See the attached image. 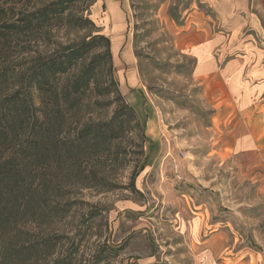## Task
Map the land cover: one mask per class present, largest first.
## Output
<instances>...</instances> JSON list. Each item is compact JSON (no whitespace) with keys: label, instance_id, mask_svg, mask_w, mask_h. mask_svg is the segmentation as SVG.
Instances as JSON below:
<instances>
[{"label":"rangeland","instance_id":"374dc122","mask_svg":"<svg viewBox=\"0 0 264 264\" xmlns=\"http://www.w3.org/2000/svg\"><path fill=\"white\" fill-rule=\"evenodd\" d=\"M45 1L23 0L16 10ZM124 1L113 76L142 130L124 137L120 163L96 164L101 184L64 186L62 200L72 204L56 225L63 242L48 259L71 253L74 264H264V91L243 107L233 64L264 59V0ZM73 8L97 28L52 30L42 52L91 32L113 33L98 0ZM204 42L212 43L217 76L197 69L208 47L195 45ZM126 49L138 82L125 89ZM112 95L101 96L93 119L111 115Z\"/></svg>","mask_w":264,"mask_h":264},{"label":"trees","instance_id":"16d2710c","mask_svg":"<svg viewBox=\"0 0 264 264\" xmlns=\"http://www.w3.org/2000/svg\"><path fill=\"white\" fill-rule=\"evenodd\" d=\"M22 1L0 5V264H74L71 253L48 259L72 204L64 186L101 184L96 164L120 163L124 137L142 126L116 86L109 37L91 32L42 52L52 30L97 28L77 0L16 10ZM112 93L111 115L93 119Z\"/></svg>","mask_w":264,"mask_h":264},{"label":"crops","instance_id":"0c3cea01","mask_svg":"<svg viewBox=\"0 0 264 264\" xmlns=\"http://www.w3.org/2000/svg\"><path fill=\"white\" fill-rule=\"evenodd\" d=\"M101 2V6L105 5V14L104 19L109 21L112 24V32L111 28L109 29V33H105L106 36L110 38L111 42V55L113 62L116 61V59L119 58V50L120 48L118 45H120L121 37L119 35L121 34V29L123 28V12L121 9V6H124V0H98ZM120 33V34H119ZM195 45V44H194ZM196 47H199V51L201 48H206L207 54L202 55L201 53L197 55V69L199 70L200 74L203 75H210V76H217V70H218V61L217 57L211 55L210 51L212 48V43L209 45L207 43H201L196 44ZM193 46V48H195ZM203 53V52H202ZM123 58L127 61V75L126 78H124L123 84L121 83V87H124L125 89L129 86L130 88H134L137 85V71L135 70L134 66L130 64L131 62V53L128 49L124 51ZM259 63V64H257ZM236 64V73L238 78L237 79V86H239V94L237 96L238 100H242L245 103L242 104L243 107H246V105L250 108V105L252 101L256 100L255 93L264 91V59L261 62H254L249 63L248 67H246V64H240V60H237ZM230 64H227L224 69L229 70ZM247 69V71H246ZM232 74V69L230 70ZM228 71H225V75H227ZM221 73V72H220ZM245 73H247L249 76V80L243 79ZM262 78V79H261ZM121 90H123L121 88ZM236 100V98L234 97ZM251 138L255 140V136L253 137L251 134Z\"/></svg>","mask_w":264,"mask_h":264}]
</instances>
